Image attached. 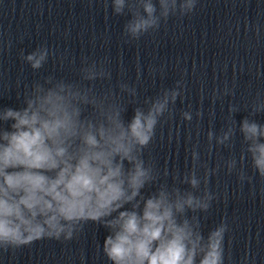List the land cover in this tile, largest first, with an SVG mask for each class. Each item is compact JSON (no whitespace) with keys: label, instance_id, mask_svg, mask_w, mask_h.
Wrapping results in <instances>:
<instances>
[{"label":"clouds","instance_id":"1","mask_svg":"<svg viewBox=\"0 0 264 264\" xmlns=\"http://www.w3.org/2000/svg\"><path fill=\"white\" fill-rule=\"evenodd\" d=\"M196 4L197 0H112L115 14L123 15L125 8L131 13L124 25V34L131 39L158 29L170 16L192 13ZM49 55L43 46L27 55L21 52L33 70H39ZM80 74L88 82L111 76L103 63L95 62L82 67ZM119 88L131 97L137 95L126 83ZM181 88L177 81L175 88L146 99L147 109L135 107L126 122V108L111 89L98 94L91 86L49 76L25 91L23 107L0 110V249L45 238L70 241L91 222L109 233L102 252L110 264H224L227 224L221 222L205 236L198 216H188L207 212L215 199L207 184L216 169L203 165L204 175L199 177L197 151L191 154L192 169L182 178L174 176L189 189L160 184L150 195L143 194L158 180L143 151L160 118L171 114L169 105L182 95ZM89 107L92 111L86 116ZM235 111L229 108L230 113ZM260 111L264 103L254 104L252 114ZM182 115L192 119L190 112ZM234 131L231 126L219 136L209 131V150L213 139L227 145ZM239 131L252 168L264 178V125L245 118ZM236 163L226 162L229 172ZM244 179L251 177L241 172L240 180ZM202 182L205 187L198 195Z\"/></svg>","mask_w":264,"mask_h":264}]
</instances>
